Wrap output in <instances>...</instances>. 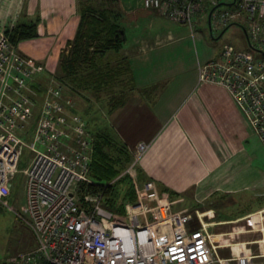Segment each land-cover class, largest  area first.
Returning <instances> with one entry per match:
<instances>
[{"label": "built area", "instance_id": "built-area-1", "mask_svg": "<svg viewBox=\"0 0 264 264\" xmlns=\"http://www.w3.org/2000/svg\"><path fill=\"white\" fill-rule=\"evenodd\" d=\"M22 1L8 0L5 18L12 9L17 12ZM223 1L142 0L146 9L188 25L194 40L199 37L194 29L198 16L208 23L210 19L212 34L231 23L244 27L250 44L263 56L255 57L252 52L225 42L218 54L198 63V80L226 87L264 146V0ZM15 19L16 16L11 23ZM5 21L0 18V191L16 175L23 145L33 153L24 171L26 201L15 212L34 239L33 249L22 254L21 264L264 262V254L222 258L218 236L205 226L191 231L193 216L172 213L169 205L160 201L153 181L142 187L136 183L138 198L126 204L127 223L117 220L102 206L100 194L84 193L91 205L89 210L82 209L80 187L94 184L89 175L93 135L83 116L72 112L71 101H64L61 85L53 82L42 93L30 85L40 68L11 42ZM13 25L9 23L8 27ZM34 126L35 137L26 142L25 137ZM37 143L44 148L39 149ZM149 146V141L136 144L135 162ZM126 174L133 175V165ZM150 214L154 216L152 223L148 222Z\"/></svg>", "mask_w": 264, "mask_h": 264}, {"label": "crops", "instance_id": "crops-1", "mask_svg": "<svg viewBox=\"0 0 264 264\" xmlns=\"http://www.w3.org/2000/svg\"><path fill=\"white\" fill-rule=\"evenodd\" d=\"M83 1L96 7L105 3L23 0L17 12L12 9L14 13L5 18L9 2L0 0V18L6 20L7 28L9 23L37 21L38 36L20 42L19 48L45 64L47 58H59L75 38ZM119 7L123 23L137 28L144 16L149 17L145 19L147 26L155 24L154 16L165 18L156 10L146 9L142 0H119ZM107 57L115 60L118 71L124 60L130 70L122 72L116 83V96L85 93L83 107L90 110L102 99L110 109L109 125L98 121L96 132L89 130L95 138H114L108 151L118 164L132 162L133 175L126 174L128 166L125 177L134 190L133 201L138 198L135 182L143 186L153 181L160 201L164 200L163 193L189 198L193 207L177 213L193 216L191 231L203 229L204 223L218 236L222 258L264 254V207L254 211L244 208L231 221L220 217L226 206L248 201L255 206L264 201V146L226 87L199 82L197 66L201 59L197 49L193 50L190 41H176L171 33H132L119 51H108ZM210 57L206 55L202 61ZM140 141H149L150 146L135 162L134 150ZM131 200L127 197L125 202Z\"/></svg>", "mask_w": 264, "mask_h": 264}, {"label": "rangeland", "instance_id": "rangeland-1", "mask_svg": "<svg viewBox=\"0 0 264 264\" xmlns=\"http://www.w3.org/2000/svg\"><path fill=\"white\" fill-rule=\"evenodd\" d=\"M233 0H224L225 3H231ZM223 8L225 6L223 5ZM212 7H210V10ZM157 14V12H156ZM152 15V14H151ZM145 19L148 20L149 17L144 16V21H142L141 25L138 28L135 25H128L127 23H123L126 28V36L131 35L132 33L144 34V33H153L160 34L161 36H167V34L171 33L173 38L176 41H181L183 43H188L190 41L193 50L197 49L199 53V59H204V56H214L216 52H219L222 45L225 42H229L234 44L237 48L244 49L252 52L255 57H261L263 54L256 50L252 44H250L247 34L244 30V27L239 24H233L229 26L224 34L215 39L211 35V31L209 28V23L206 18L198 16L195 21L194 29L198 31V36L196 40L191 36V29L188 25L182 23H176L170 20L167 17L154 16L156 20L153 26H147L145 23ZM152 19V17H150ZM224 28V27H223ZM223 28L217 29L213 31L215 37H218ZM71 45L65 46L61 54H67L69 52V48ZM196 57V52L193 53ZM107 56V55H106ZM100 58V57H99ZM106 58V57H105ZM120 59V58H119ZM33 60L37 63V66L40 68V72L38 77H40V81L45 83L54 82L57 84H62L65 90L72 94L74 99L79 100V105H76L77 112L84 116V119L87 121L88 127L90 130H94L96 132L97 124L100 123L98 121H104L109 125L110 109L104 103L102 99L97 102V105L92 104L90 110H86L84 106V98L76 96L74 93H71L72 83L68 80V78L63 77V73L60 69L61 67V55L59 58H47V62L45 64H39L38 60ZM116 65V62L113 63ZM128 67L129 64H126ZM36 84L34 81H30V85ZM69 85V88H68ZM70 89V90H69ZM90 93H87V95ZM76 97V98H75ZM76 100V101H77ZM75 104H77L75 102ZM39 108L41 107V103L38 101ZM97 123V124H96ZM35 126L32 128L31 132L25 137L26 142H31L35 137ZM37 147L39 149H43L44 145L41 143H37ZM261 147V144L259 145ZM33 156L32 150L27 148L25 145L22 147V154L18 166V171L13 179L10 181L9 185L4 191H0V264H19L21 263L22 254L29 253L34 247V239L32 237V233L30 229L24 225L21 220L15 214L16 211L20 210V207L25 204V175L24 171L29 165V162ZM134 160V159H133ZM132 163V162H131ZM129 161L125 160L121 165L118 164V170H120V177H125V170L128 166H130ZM129 168V167H128ZM129 178H123L116 182L114 186V190L111 196L106 197L102 201V206L112 212L115 218L122 223L128 222V214L126 210V204L128 202H124L128 197V193L130 190V182ZM136 187V182L135 185ZM142 187V186H141ZM164 200L161 202H167L172 213H177L178 211L184 208H192L193 203L186 197H179L175 194H167V196L163 193ZM109 199L117 201V203H122L124 208H116L112 201H108ZM134 203V202H132ZM155 203L154 205H156ZM259 207H264V201L260 204L254 206L251 201L245 202L244 204H235L231 206H226L221 209L220 217L223 220H233L234 217H238L243 213V209H252L257 210ZM251 210V211H252ZM148 222H154V216H148ZM197 219H195V223H193V227H196ZM202 228L205 226L204 223L201 224ZM191 228V224H189ZM200 228H195L194 230H198ZM207 229V228H206ZM213 231V228L210 229ZM257 252V251H256ZM19 262V263H17ZM261 261H257V264H260Z\"/></svg>", "mask_w": 264, "mask_h": 264}, {"label": "trees", "instance_id": "trees-1", "mask_svg": "<svg viewBox=\"0 0 264 264\" xmlns=\"http://www.w3.org/2000/svg\"><path fill=\"white\" fill-rule=\"evenodd\" d=\"M81 12V20L75 38L68 43L71 45L69 52L61 54L60 69L63 77L68 78L70 83L73 84L71 93L81 98L85 97V93L95 94L98 97L104 93L109 97H114L117 93L116 83L121 79L122 72L130 70L126 65L128 64L127 61L124 60L126 63L123 62V65L118 67L121 72L117 74L118 70L114 68L115 65L113 64L115 60L106 56L108 51H119L126 40V34L121 33V29L125 32V27L122 21L123 11L119 7V0H105V3L99 7H96L90 1H83ZM233 24L237 23H231L226 27ZM6 33L9 35L11 42L18 47L20 42L38 36L37 21L17 23L12 27H8ZM39 72L40 70L35 71L32 81L36 82L35 85L33 83L35 89L42 93L53 82L40 81ZM59 85L63 87L62 84ZM63 92L64 101L70 100L72 112H77V104H75L76 100L73 95L69 94L64 87ZM121 94L122 92H120ZM93 138L94 150L89 175L94 184L80 187L83 193L81 208L86 210L90 209L91 204L84 199V193L100 194L104 199L112 195L118 180L126 178H118L121 174L117 167L118 163L110 156L108 151L114 138L108 136H98V138L93 136ZM124 150L127 149L124 148ZM133 196L134 190L130 188L128 197L132 199V202H135ZM108 201L116 202L113 203L116 208H124L122 203H125V200L119 204L112 199Z\"/></svg>", "mask_w": 264, "mask_h": 264}, {"label": "water", "instance_id": "water-1", "mask_svg": "<svg viewBox=\"0 0 264 264\" xmlns=\"http://www.w3.org/2000/svg\"><path fill=\"white\" fill-rule=\"evenodd\" d=\"M209 28H210V31H211V23H210V19H209ZM227 28H228V27L224 28V29L222 30L221 34H220L218 37H214V38H215V39H218L219 37H221V36L224 34V32L226 31ZM121 33H122V34L125 33L123 29H121Z\"/></svg>", "mask_w": 264, "mask_h": 264}]
</instances>
